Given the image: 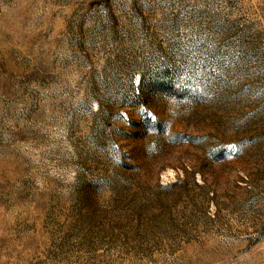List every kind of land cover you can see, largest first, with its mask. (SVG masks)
Masks as SVG:
<instances>
[{"label":"rangeland","instance_id":"1","mask_svg":"<svg viewBox=\"0 0 264 264\" xmlns=\"http://www.w3.org/2000/svg\"><path fill=\"white\" fill-rule=\"evenodd\" d=\"M0 264H264V0H0Z\"/></svg>","mask_w":264,"mask_h":264}]
</instances>
